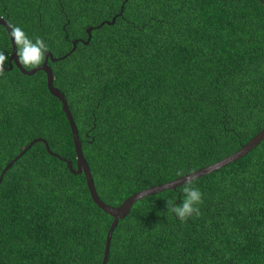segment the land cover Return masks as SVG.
Wrapping results in <instances>:
<instances>
[{"label": "trees", "instance_id": "16d2710c", "mask_svg": "<svg viewBox=\"0 0 264 264\" xmlns=\"http://www.w3.org/2000/svg\"><path fill=\"white\" fill-rule=\"evenodd\" d=\"M0 16L67 53L48 61L53 84L107 204L211 164L264 127V0H0ZM0 50L9 58L1 24ZM8 66L0 173L36 137L59 157L36 141L4 172L0 264H101L112 217L60 158L75 167L61 102L42 70ZM190 181L199 216L167 210L185 183L142 197L113 229L106 264H264V139Z\"/></svg>", "mask_w": 264, "mask_h": 264}, {"label": "water", "instance_id": "95a60500", "mask_svg": "<svg viewBox=\"0 0 264 264\" xmlns=\"http://www.w3.org/2000/svg\"><path fill=\"white\" fill-rule=\"evenodd\" d=\"M114 18H115V16H113L112 20H114ZM0 24L6 27L7 32L9 34V32L11 31V29L8 27L9 23L2 16H0ZM90 29H91V27H88L86 29V31L88 33L86 40H81L85 44H87L89 39H90V36H91L90 35ZM9 37H10V35H9ZM10 41H11V45H12V50H11V54L8 58L9 66L7 68L11 69L12 65L14 64L23 74L32 75L39 70H42L45 73L47 89L52 95H54L55 97H57L60 100L61 108H62L63 112L65 113V115L68 119V122H69L70 130H71V134H72V140H73V144H74V150H75V154H76L75 167L72 166L71 160L63 158V157H60V158L67 163V166L72 173H74V174L83 173L84 174L86 184H87V187L89 190V194H90L91 198L93 199L94 203L101 210H103L105 213L109 214L112 217V221L108 227L106 237H105V246H104L103 258H102L101 264H106V262H107L109 247H110V239L112 236L113 229L117 225L118 221L121 218H123L127 213H129L132 205L136 201H138L142 197L157 193L159 191H163L166 189H174L176 186H179V185L185 183L186 180H192V179H195L197 177L203 176L209 172L215 171L218 168L228 164L229 162H232V161L240 158L241 156L245 155L247 152H249L251 149H253L256 145H258L264 139V127H263L254 136H252L247 142L242 144L237 150H235L234 152L224 156L223 158H221V159H219V160H217L211 164H208L206 166L200 167V168H198L192 172H189V173L184 174L182 176L176 177L174 179L164 181L161 183H157V184H153V185H149L145 188L137 190L134 193L127 196L119 205L112 206L110 204L105 203L99 197V195L96 191V188L94 185V180H93V177L91 174V170H90V167L87 163V160L85 159V157L83 155V151H82V147H81V140L79 139L78 130H77L76 124L74 122V119L72 117L71 111L69 110L67 100L65 99L64 93L62 91H60L58 88H56L53 84L54 75H53V71H52L48 61L50 60L51 62H54L58 59L64 58L67 55V53L62 55V56L54 57L52 55V53L49 50H47L45 53V60L43 61V63L40 66L33 68L31 70H26L18 62V58L16 56V48L14 45V41L11 37H10ZM77 41H78L77 39H74L72 41V48L70 51H72L76 47ZM36 141H42L45 144L48 152L59 157L58 154L52 152L49 149L47 141L44 138L36 137V138L32 139L25 146V148H23L13 159H11L6 164V166L3 168V170L0 173V181L2 179L4 172L8 169V167L17 158H19L28 148H30V146Z\"/></svg>", "mask_w": 264, "mask_h": 264}, {"label": "clouds", "instance_id": "9594fccd", "mask_svg": "<svg viewBox=\"0 0 264 264\" xmlns=\"http://www.w3.org/2000/svg\"><path fill=\"white\" fill-rule=\"evenodd\" d=\"M8 27L11 29L9 35L14 41L19 64L26 70L40 66L45 60V53L48 50L45 41L40 37H36L33 43L21 27L11 24ZM7 61L8 56L5 55L3 50H0V75L5 71ZM176 175L181 176L182 171H177ZM191 183L190 180L185 181V186L182 189L183 200L179 205L173 200H167L166 202L168 212L175 214L182 222H186L193 215L199 216L200 209L198 205L203 203V194L198 188L191 187Z\"/></svg>", "mask_w": 264, "mask_h": 264}]
</instances>
